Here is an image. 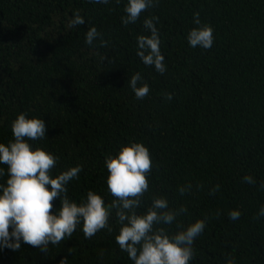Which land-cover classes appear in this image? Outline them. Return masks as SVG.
Listing matches in <instances>:
<instances>
[{
    "label": "trees",
    "instance_id": "1",
    "mask_svg": "<svg viewBox=\"0 0 264 264\" xmlns=\"http://www.w3.org/2000/svg\"><path fill=\"white\" fill-rule=\"evenodd\" d=\"M127 3L0 0V143L14 142L11 125L19 114L43 119L46 138L26 142L58 157L53 178L82 168L66 185L72 202L86 201L92 191L106 206L115 199L107 188V157L142 143L152 171L137 214L162 197L170 209L187 211L156 228L174 235L204 220L189 264H264V0H154L124 25ZM76 13L85 23L69 27ZM152 17L163 74L137 56V37L150 35L144 21ZM205 25L213 29L211 49L192 48L189 32ZM92 27L100 37L87 45ZM136 73L138 86L150 88L142 100L129 84ZM0 168L6 185L7 166ZM60 207L54 200L53 212ZM234 210L241 213L237 220L229 218ZM109 225L111 232L90 239L78 225L47 254L23 243L18 252L0 248V264H134L116 243L114 211Z\"/></svg>",
    "mask_w": 264,
    "mask_h": 264
},
{
    "label": "clouds",
    "instance_id": "2",
    "mask_svg": "<svg viewBox=\"0 0 264 264\" xmlns=\"http://www.w3.org/2000/svg\"><path fill=\"white\" fill-rule=\"evenodd\" d=\"M91 2L108 4L109 0ZM154 6V0H128L125 7L127 15L122 18V23H135L142 12ZM157 19L152 17L144 21V27L150 35L137 37V56L144 65L154 66L157 72L163 74L166 71L165 58L160 50L159 31L153 24V20ZM193 22L200 24L199 13L194 14ZM84 23L85 20L76 13L69 21V27ZM99 37L97 29L90 28L86 33V44L92 45ZM187 40L192 48L209 50L214 43L213 29L207 25L194 28ZM101 46L106 47V42L101 40ZM141 79L140 74L136 73L129 81L138 100L144 99L150 92L146 83L138 86ZM165 98L171 100L172 96L166 94ZM11 131L14 142L7 146L0 143V164L7 166L8 176L6 185L0 184V248L18 252L23 243L47 254L49 245H59L71 237L78 225L82 224L87 239L106 228L111 232L109 220L114 211L120 224L116 243L134 264H189L192 260L193 242L204 231V220H197L174 235H169L164 228H156L159 224H173L179 215L187 211L184 207L170 209L168 201L162 197L153 199L146 214H137L142 197L149 189L147 176L152 171L149 149L142 143L123 146L115 157H107V188L115 198L110 205L106 206L102 197L92 191L87 193L86 201L77 204L69 199L66 185L79 178L82 168L71 167L53 178L51 173L58 157L40 148L33 150L26 142L46 138L45 121L28 119L26 114L21 113L13 121ZM4 175L5 170L0 168V177ZM243 179L245 183H255L251 176ZM186 190L183 187L179 189L181 194ZM218 190L219 185L212 193ZM56 199L60 200L61 207L53 212V201ZM240 215L239 211H230L229 218L237 220ZM260 215L264 216V208ZM60 264H65L64 260Z\"/></svg>",
    "mask_w": 264,
    "mask_h": 264
}]
</instances>
